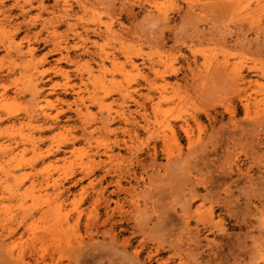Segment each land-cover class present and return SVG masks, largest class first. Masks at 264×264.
<instances>
[{"label": "rangeland", "instance_id": "374dc122", "mask_svg": "<svg viewBox=\"0 0 264 264\" xmlns=\"http://www.w3.org/2000/svg\"><path fill=\"white\" fill-rule=\"evenodd\" d=\"M10 227L0 264H264V0H0Z\"/></svg>", "mask_w": 264, "mask_h": 264}, {"label": "bare ground", "instance_id": "6f19581e", "mask_svg": "<svg viewBox=\"0 0 264 264\" xmlns=\"http://www.w3.org/2000/svg\"><path fill=\"white\" fill-rule=\"evenodd\" d=\"M26 2H28V0H25ZM18 2V1H17ZM71 6L67 3V4H64L63 5V9L65 10L64 11V14H65V16H67V17H69L70 16V11H71V8H70ZM60 57H63V58H65L64 59V61L63 62H65V63H67V64H72L74 61L72 60V58L70 57V56H68L66 53H64V52H61L60 53ZM58 60V59H57ZM61 70L62 69H59V71L60 72H58V71H56V73L55 74H57V75H63L62 73H61ZM62 71H64V70H62ZM65 92H67V91H65ZM74 96V95H73ZM59 97V96H58ZM65 98V97H64ZM80 100V99H79ZM79 100H78V102H79ZM57 101H60L62 104H66L65 102V100H63V99H61L60 97L59 98H57ZM81 102V101H80ZM137 102V101H136ZM134 103V102H133ZM68 107H70L71 106V104L69 103V104H66ZM78 105V107L80 106L79 104H77ZM141 106V105H140ZM139 107V106H138ZM80 108V107H79ZM68 109H70V108H67V110ZM72 109V108H71ZM143 109H144V107H143ZM74 112H76L77 113V115H78V112H77V110H75ZM75 114V113H74ZM145 115V114H144ZM144 118H145V116H144ZM66 119H67V121H69V120H72L73 118L71 117V116H68V117H66ZM58 125V123H56V122H54L53 123V126H57ZM168 128L169 129H171V126H168ZM81 180L79 179V180H77V181H74L75 182V184H78L79 182H80ZM55 184H57L56 182H55ZM73 186V185H72ZM74 187V186H73ZM65 192H67V191H65ZM64 193V192H63ZM42 210V209H41ZM51 211V209L48 207V208H46V209H44L43 211H42V213H41V215L42 216H46V215H48L49 214V212ZM6 213H7V215H8V217L9 218H12L13 217V215H12V209L10 208V209H8L7 211H6ZM31 216H33L34 214L32 213V214H30ZM20 224H21V222H20ZM22 226V225H21ZM110 230V229H109ZM108 230V231H109ZM15 231H16V229H14L13 227H10L9 228V230L7 231V234H5V235H1L0 234V242H2L1 244L3 245V247L8 251V254L9 255H11V256H14L13 255V248L12 247H10V246H8V245H6L5 244V241L8 239V238H12V236H13V234L15 233ZM4 232V231H3ZM8 237V238H7ZM14 237V236H13ZM40 240H42V239H40ZM82 242V241H81ZM81 242L79 241L78 243H80L81 244ZM0 244V245H1ZM81 246H82V244H81ZM82 248V247H81ZM80 248V249H81ZM22 258H23V255L21 254V252H19V254H17L16 255V259L17 260H22Z\"/></svg>", "mask_w": 264, "mask_h": 264}]
</instances>
